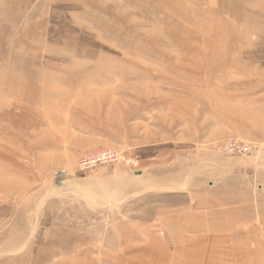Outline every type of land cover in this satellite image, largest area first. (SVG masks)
<instances>
[{
	"label": "rangeland",
	"instance_id": "obj_1",
	"mask_svg": "<svg viewBox=\"0 0 264 264\" xmlns=\"http://www.w3.org/2000/svg\"><path fill=\"white\" fill-rule=\"evenodd\" d=\"M261 156L264 0H0V264L186 255L180 195Z\"/></svg>",
	"mask_w": 264,
	"mask_h": 264
},
{
	"label": "crops",
	"instance_id": "obj_2",
	"mask_svg": "<svg viewBox=\"0 0 264 264\" xmlns=\"http://www.w3.org/2000/svg\"><path fill=\"white\" fill-rule=\"evenodd\" d=\"M243 161L233 166L234 172L209 183L211 193L200 190L180 195V212L174 214L183 219L170 230L181 232L178 243L181 249H186V255L127 256L123 258L124 263L264 264V159L261 156L249 164ZM225 162L233 163L232 160ZM192 219L197 221L195 227L190 226ZM184 231L194 234L189 237ZM44 243L34 246L26 264H61L56 262L60 258L55 253L46 256ZM16 258L25 259L24 256Z\"/></svg>",
	"mask_w": 264,
	"mask_h": 264
},
{
	"label": "built area",
	"instance_id": "obj_3",
	"mask_svg": "<svg viewBox=\"0 0 264 264\" xmlns=\"http://www.w3.org/2000/svg\"><path fill=\"white\" fill-rule=\"evenodd\" d=\"M241 140V139H240ZM244 142V143H243ZM219 151L225 154H235L236 152L239 153V150L250 148L251 149V143L246 142L244 140L242 141H236V145H223L222 147H219ZM114 157H116V153L113 150V148H102L95 150L93 152L86 153L84 156H82L80 160V166L82 168H87L91 165H95L97 163H104L112 160ZM56 175H62L66 173L64 170L61 172H55Z\"/></svg>",
	"mask_w": 264,
	"mask_h": 264
},
{
	"label": "clouds",
	"instance_id": "obj_4",
	"mask_svg": "<svg viewBox=\"0 0 264 264\" xmlns=\"http://www.w3.org/2000/svg\"><path fill=\"white\" fill-rule=\"evenodd\" d=\"M64 171L66 172V173H68V170L67 169H64ZM71 186V179H68V180H66L65 182H64V187L65 188H68V187H70Z\"/></svg>",
	"mask_w": 264,
	"mask_h": 264
},
{
	"label": "bare ground",
	"instance_id": "obj_5",
	"mask_svg": "<svg viewBox=\"0 0 264 264\" xmlns=\"http://www.w3.org/2000/svg\"><path fill=\"white\" fill-rule=\"evenodd\" d=\"M60 182L64 183L65 181H60Z\"/></svg>",
	"mask_w": 264,
	"mask_h": 264
}]
</instances>
